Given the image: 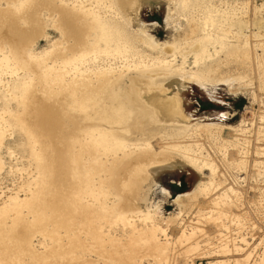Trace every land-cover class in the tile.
I'll use <instances>...</instances> for the list:
<instances>
[{
    "label": "bare ground",
    "instance_id": "bare-ground-1",
    "mask_svg": "<svg viewBox=\"0 0 264 264\" xmlns=\"http://www.w3.org/2000/svg\"><path fill=\"white\" fill-rule=\"evenodd\" d=\"M1 1L8 3L7 8H1ZM136 1L0 0V173L5 168L1 153L6 138L17 131L22 132L26 141L21 146V151L27 154V160L30 161L28 167L31 166V171L25 167L29 171L20 168L21 170H17V173L21 175L25 171L29 178L26 177L29 180L28 183L33 184L36 189L26 202L19 198V193L24 192L25 184L21 187L18 185L20 187L17 186L18 191L16 188V193L11 194L6 200L2 199L4 195L1 193L3 196L0 197V201H3L0 203V222L6 223L9 216L14 215L16 218L24 211L26 215L33 217L31 221L29 220L31 223L23 222L25 220L22 221L21 218H18L17 222L12 220L14 229L10 227L11 224L9 226L6 224L15 231L12 233L13 241H11L15 242L16 250L13 249V252L6 253L7 255L0 258L4 262L2 264H36L35 262L51 255L49 253L52 250L47 251L48 246L41 254L35 249V240L38 236L43 238L44 223L51 213L61 210L58 217L60 220L57 221L56 217L55 223H60L59 226V223L56 225L61 232L63 231L62 233L66 232L65 236L75 231L82 223V219L85 220L83 221L85 224L83 223L80 229L86 225L92 227L93 221H95L94 224L97 223L94 215H88L92 209L82 205V199L89 201L93 207L98 203L104 209L99 211L106 214L109 228L120 226L132 233L131 236L128 232L131 238L122 245L120 243L121 247L115 240L117 241L115 245L119 248L114 247L115 245L111 246L110 248H115L114 252L113 249L112 251L108 250L109 248L106 249L108 244L105 246L104 239L108 238V235H102L105 230L98 226L92 227L93 232L90 231L87 236L89 240L93 239L92 241H96L94 243L99 245L101 250L99 253H105V251L108 253L103 258L104 261L108 260L104 264H177L166 254L171 245L167 230L173 221L164 217L166 221L161 225L160 222L163 219L157 215L159 207L153 206L148 198L150 188L148 187L146 194H143L144 188L148 186L150 165L170 163L171 156L155 152L151 143L154 138L135 141L126 134L131 129L140 133L148 131V128L161 131L162 126L158 127L160 123L156 115L157 111L171 114L184 123L175 130V133L182 137L188 134L194 136L202 127L209 131L224 129L217 125L200 126L195 121L191 124L184 115L180 95L176 93L166 98L164 95L168 94V90L163 89V83L176 77L183 82L185 80L194 82L207 89L208 85H229L235 81L240 82L243 78L234 79L235 75L232 76L233 79L217 78V73L223 66L227 67L228 62L237 64L238 68L240 65H251L252 61L264 65V44H254V39L252 40V38L261 39L262 36L259 37L256 34L247 36L242 33L249 27L243 23L245 20L240 19V16L244 15L243 12L248 9L245 5L238 6L241 3H235L237 6L233 9L229 7L228 9L227 6L225 9H217L205 0H163L167 3L166 20L174 14L177 15L184 20L185 30L182 35L183 40L179 42L175 40L176 43L171 45L159 44L146 31L133 30L131 18L118 8L125 5L133 6ZM44 12L48 14L45 19L53 18L51 27L57 30L60 39L52 44L50 49L34 54V43L43 34L41 25L46 24L42 22L40 25ZM256 21L255 26L264 31V20L259 22L256 19ZM140 48L154 50L158 55L147 56L139 50ZM221 55L224 57L223 61L220 60ZM189 59L192 61V67L188 65ZM177 60L180 62L177 63ZM141 85L158 88L160 95L148 99L139 88ZM37 86L43 88V100L34 94V88ZM49 99H52L53 103H48ZM243 124L245 121H241L237 130L234 129V131L245 132V129H241ZM230 130L233 131V128ZM161 133L164 132L161 131ZM167 135L166 138L169 137ZM188 137L186 138L189 139ZM55 143H58V149L54 148ZM174 146L179 148L178 145ZM192 147H195L197 155L186 156L185 159L183 158L184 162L199 171L201 175L202 169L207 168L211 176L207 184L201 181L198 188L193 190V194L187 193L176 197L174 203L178 207V213L172 218L175 223L181 221L184 212L187 211L182 201L184 197H190L191 194L192 197L195 194L205 197L214 187L220 185L216 182V178L219 179L216 165L213 161L211 163L202 158V146L196 144ZM222 147V159L228 163L231 161L227 154L228 150L223 144ZM183 148L184 151L193 149L185 148V146ZM237 150L236 147V152ZM7 151L11 158L16 156V150L14 152L8 148ZM239 158L231 161L236 162L237 168L246 164L244 157L241 160ZM10 171L13 172V170ZM261 173L263 175V172ZM225 180L219 179L223 185L226 184ZM62 187H66L65 192L70 190L63 193ZM221 191L217 195L216 206L226 201L239 203L241 193L237 187H223ZM164 192L168 195L165 189ZM68 200H72V211H69L70 207L67 208ZM80 207L83 214L86 212L82 218H79ZM94 210L93 208L92 211ZM196 216V221L187 222V226H184L182 222L179 224L180 230L176 238L178 245L186 247L194 243L195 236L198 238L201 232H205V225H212V222L221 217L216 211L207 213L198 211ZM99 217L97 219L101 220ZM8 220L10 221L9 218ZM235 220L243 226L241 219ZM71 227L75 228L71 229ZM90 227L87 228L90 230L92 229ZM102 229L104 231L101 232ZM108 231L110 232V229ZM56 232L55 234L58 233ZM83 233L80 236L74 235L75 233L72 235L76 238L81 237ZM2 236L4 237L3 234ZM72 238L71 241L66 240L72 244L68 243V248L63 246L64 250L62 249V252L59 250L57 255L62 257L71 254L68 259L72 260L67 259L72 261L68 262L69 264H85L88 260L83 259L82 253L87 251L93 253L91 244L88 243L89 246L84 244L88 242L87 238L85 240L87 242L84 243L81 242L82 239L78 241ZM51 242L53 243L50 241V244ZM59 242L61 244V241ZM117 248L123 249H120L123 256L118 254ZM8 249L10 251V247ZM54 250L58 251V248ZM190 252L191 248H187L184 254ZM55 253L54 256H56ZM248 257L249 259L242 263H230L264 264V246L263 251L250 262V256ZM62 258L65 260L66 256ZM50 259L53 260L52 255ZM149 259H152V262ZM48 260L49 258L46 259L47 262ZM186 260H189V257H186ZM53 261L55 262V257ZM58 262L59 260L56 263ZM49 263L50 261L46 264ZM212 264L229 263L214 262Z\"/></svg>",
    "mask_w": 264,
    "mask_h": 264
},
{
    "label": "rangeland",
    "instance_id": "rangeland-1",
    "mask_svg": "<svg viewBox=\"0 0 264 264\" xmlns=\"http://www.w3.org/2000/svg\"><path fill=\"white\" fill-rule=\"evenodd\" d=\"M205 1L207 3L212 4L217 9H221V8L225 9V6H227V8L229 7L230 9H233L234 7L237 6L236 4H239V3L241 4H239L238 6L245 5V7L248 8L246 9L247 13L246 11H244L243 12L244 15L242 14L240 16V19L242 18L241 19L242 21L245 20L243 21V23L249 25L250 30L248 27L247 29L243 30L242 33H245L244 35H247V36L254 35V34L258 35L259 37L262 36L261 39L252 38V40L254 39L253 40L254 44L255 43L264 44V37H263L264 31L260 27L255 26V23L257 22L256 19L259 22L261 20L262 21L264 20V0H208V1L205 0ZM7 4H8L7 2L5 3V1H1V5H2L1 8L3 9L7 8L6 7ZM56 4L59 5V3H56ZM118 8L120 9V11L126 13L128 18H131V28L133 30L146 31V33L154 37V39L159 44L171 45L175 42V40L176 42L183 40L182 35H183V31L185 30V22L183 19L178 18V16L175 14L172 15V17L169 20H166L167 3L163 0H137L133 6L125 5L124 7L119 6ZM42 15H43V21H40V25L42 22L46 24L44 25L42 23L41 25V27H43L42 28L43 34L39 36L34 43L35 44L33 48L34 54H38L47 49H50L52 44L58 42L60 39L59 33L57 32V30L51 27L52 25L51 21L53 18L45 19L48 16V14H46L45 12ZM242 16L243 17L245 16V17L243 18ZM21 25L24 26L22 22H21ZM258 31L260 34L261 33L262 34L260 35ZM139 50L143 51L145 55L147 54V56L149 54H150L149 56L152 55L153 57L158 55L156 51L148 50L147 48L146 49L140 48ZM260 53H261L260 50H258V54L261 56ZM220 58H221L220 59L221 61L224 60V57L222 55L220 56ZM179 62L180 61L177 60V63ZM191 62L192 61L189 59L188 65L192 67ZM228 64L229 65H227V67L223 66L219 70V72L217 73V78L233 79L232 76L234 77L235 75L234 79H238V77H240V78H243L242 81L240 82L235 81V83H230L229 84L230 86L222 85V84L208 85L207 89L202 88L201 86L197 85L194 82H187L186 80L183 82L179 78H176V77L170 80H167L166 82L163 83V89L168 90L167 92L168 94L164 95L166 98L176 93L180 95V98L182 100V109H183L184 115L187 119L191 121L190 122L191 124H193L195 121V123H197L200 126H204L205 124L206 125H217L219 127H224V129H222L223 131L222 130L209 131V130L202 129L203 128L202 127L200 128L201 130L197 131V133L194 134V136H189L190 134L185 136L183 134L184 135L183 137H185L183 139L182 135H177L175 133V130H176V127H180V124L182 125L184 123L182 121L180 122V120H178L177 117H174L171 114L168 115L167 113H162V112L157 111L156 115H158L157 117L160 123L158 124V127L162 126L161 131H163L164 133H161V131L157 129L148 128V131L144 133L136 132L134 129H131L130 132L126 134L127 137L135 141L151 140L154 138L151 141V143H152V146L155 152H158V153L162 152L163 154H166V155L169 154L168 155L169 157L171 156L170 163L165 162V163H158V164L150 165L149 180L147 181L148 186L144 188L143 194L145 193L146 189L149 187L150 192H149L148 198H149V201L153 203V206L159 207L157 215L161 216L163 219L160 222L161 225H163V222L166 221L165 218H170V220L173 221L170 224V227L168 228V230L167 228H163V229L167 230L168 236H169L168 238L169 239L171 238V240H169V243L171 242L170 243L171 245L169 246V251L166 254L170 256L169 259L171 261H175L177 264H212L214 262L215 263L216 262H227L229 264H231L230 262L242 263L245 260L249 259L248 256H250V260H249L250 262L251 260H253V258H256V256L263 251V246H264V120H261V119L264 118V72H263L264 65H262L263 63L260 64L254 61H252L251 65L249 64L246 66L240 65L239 68L237 64L233 62L231 63L228 62ZM228 70H230V72H228ZM139 88L142 90L143 94H146L148 99H151L153 96L160 95L158 88H149L146 85L144 86L141 85ZM42 92H43V88L41 86H37L34 88L35 96L40 97L43 100L44 94H42ZM48 103H53V100L49 99ZM202 120L203 122H201ZM241 121H245V124H243L241 128V129H245V132H242V133L235 132L234 129L238 128ZM231 128H233V131L230 130ZM170 130L173 132V134H170L172 133ZM165 131L168 135L165 133ZM165 134L169 137L166 138ZM160 135L163 138H161ZM174 136H176V138H174ZM186 137H188L189 139L191 137L192 138L189 140ZM25 141L26 139L23 133L19 131H17L11 137L6 138L5 145L1 153L2 159L5 163V168L0 173V197L4 195L2 197L3 200H6L11 194H13L18 185L20 187L24 184L27 186L26 187L27 189L25 188V185L23 188L24 192L27 194H25L24 192L19 193L20 194L19 198L24 199L25 202L27 201L26 199H30L31 193L36 192V189L34 188L35 186L33 184L30 185V182L28 183L29 178L27 177V174H25L26 172L23 171L24 173L22 172L21 175H19L20 173H17V170H21V169L22 170L29 169L31 171V168H30L31 166L28 167L30 165V161H28L29 159L27 160L28 156L26 153L23 152V150L21 151L22 149L21 146L23 145V143H25ZM225 141H227L226 144L224 143ZM182 144L185 146V148H191V149L193 148L192 151H184V148H183L184 146ZM189 144L191 146H188ZM196 144L202 146L201 147L202 153H203L201 155L202 158L204 160H208L211 163L213 161V163L216 165L219 179L220 180L226 179L225 180L226 184L224 183L225 185H223L222 182H220L219 179L216 178L217 184L218 183L220 184L219 187H214L211 193H209L205 197L201 195H197V194H195L196 197L195 196L192 197V194L201 184V181H203L206 184L209 182L210 176H211L210 170L208 171L207 168H203L202 169L203 174L201 175L199 171H197L195 168L193 169V167L187 165L184 162V159L186 156L197 155L198 152H196V150L194 149L195 147H192V145H196ZM222 144L225 146L224 148H227L228 150L227 154L230 158L229 160L232 161L239 157H240L239 159L241 160V158L244 157L246 164H243L241 167L239 166L240 168H237L235 161L233 162L229 161L228 163H226V161L222 159V153H223V151L221 150L223 148ZM174 145H178L179 148H177L176 146L177 148L176 149ZM57 146H58V143H55L54 148H56ZM235 146L238 149L237 152H236ZM8 148L11 151H14V152L17 151V153H15L16 155L15 157L11 158L10 156H8L9 155L7 151ZM56 149H58V147ZM171 153H174V154L172 155ZM207 154H209V156ZM19 159H21V161H19ZM260 166H262L261 168L263 169L259 168ZM25 167H27L28 169ZM258 168H259L258 171L263 172V175L261 172L257 171ZM10 170H13V172ZM20 177H21V181H20ZM229 186H234V187H237V189H239L241 193L240 195L241 199L239 203L238 202L236 203L233 201H226V202H223L220 206H216V204L218 203L216 201L217 195L222 192L221 190L223 187L227 188ZM65 188L62 187L63 193H66L68 192V190H70L68 189L65 192L64 191ZM29 189H31L30 193H29ZM164 189L166 192H168V195L167 193L164 192ZM32 190H35V191L33 192ZM17 191H18V188H17ZM187 193H192L190 197H184L182 199L186 207L185 209L187 211L184 212L185 214H183L182 220L175 223V221L172 218H174V216H176V214L178 213V207L174 203V200L176 199L177 196L185 195ZM2 201H0V203H2ZM69 201L70 200H68L67 202V206H68L67 208L69 209L70 207L69 211H72V208H73L71 207L72 200L70 202ZM82 202H83L82 205L84 204V206L90 207V209L92 210L93 208L95 209L94 211L91 210L90 214H88V215H94V218H95L94 220H97V223H99V224L97 223L94 224L95 221H93L92 222L93 226H98L100 228H103L105 231L102 229L101 232L104 231L103 233L105 235L103 233L102 235L103 236L108 235V238L110 237V239L112 240L110 241V239H108L107 237L104 239L105 246L108 244L106 246V249L109 248L108 250L110 251H112L111 249H113V251L115 252L114 247L117 246L119 248L120 243L122 245L124 242H126V240L128 241V238L129 239L131 238L129 235H131L132 233L127 229L121 228L120 226L109 228V226L107 225L108 219L106 217V214L99 211L102 208L98 203L94 204V207H93V205L90 204L89 201H85L82 199ZM78 210L81 213V214L79 213L80 214L79 218H82L86 215V212H84L83 214V211H81V207ZM103 210L104 209H102V211ZM198 211L199 212L202 211V213H207L209 211L211 212L216 211L221 215V217L219 220L212 222V225H205L204 226L205 232H201L198 238L195 236V241L194 243L190 244L191 246L186 245V247H183V245H178L176 243V238L178 236L177 232L180 230L179 224L182 222L184 226H187L188 224L187 222H190L191 220L195 222L197 219L196 213ZM93 212L95 213L97 212L98 214L97 213L92 214ZM25 213H26L25 211L21 212L20 215L18 214L16 216V218L14 215L9 216L8 218L10 219V221L7 218L6 223H4L5 221L0 222V227H1L0 228L1 230L0 231V235H1L0 236L1 238L0 239V256L2 255L0 258H2L4 255H7L6 253L9 254V252H13L14 250H16L15 245H14L15 242H12L13 241L12 233L15 231L11 230L10 227L14 229L13 224L14 222H17L18 218H21L22 221L24 219L25 221L23 222L31 223L29 222V220L31 221L33 217L28 216ZM59 213H61V210L58 211L57 213L56 212L51 213V216L49 214V217L45 221L43 238L38 236L37 237L38 239L35 240V249L37 250V252L39 251V254L43 253L44 251H46L44 250V248L47 249V246H48L47 251L50 249L52 250V252L49 253V255L50 254L52 255L53 260L55 257V262L52 259H50L51 255L47 257L49 258L48 262L50 261L49 264H53V262L54 264H57L56 262L58 260L60 262V263L58 262V264H66V263L69 264L68 262H72V261H68V260H72V259H68L69 257H71V254H69L70 256L64 255L66 256L64 260V258H62L64 256L59 257L57 255V252L59 253V250H61L62 252L65 246L68 248L67 244L68 243L70 244L69 242L71 241L70 239L72 237H73L72 238L73 240L78 239L80 234L84 232L85 235L83 236L84 234L83 233L82 236L79 237L78 241L81 239H82L81 242L83 243L88 241L87 243H84V244H87L88 246L89 244H91V247L93 250V253L89 251L82 253L83 259L85 258L86 260H88L87 262H85V264H104V262H107L108 260L104 261L103 258H105V255H107L108 253L106 251L105 253L104 252L99 253L101 252L99 245L97 243H94L96 241H92L93 239H90L92 241L91 242L89 240V237L87 236V234L90 231L93 232L94 230L92 228L93 226L90 227L86 225L87 227L92 228L90 230L86 226L81 227L83 229L85 228L88 232H86V230L80 229L79 227L85 222V220L82 219V223L79 225V227L76 228L77 231L76 230L72 231L70 232V234L67 233L70 236L69 238L67 234L65 236L66 232L65 233H62L63 231L61 232L60 228L58 227L60 223L57 222L59 223L58 226L56 225L57 223H55L56 222L55 219L59 217ZM11 217L12 218L14 217V218L12 219ZM98 217L101 218V220L100 219L98 220L97 219ZM237 218L241 219V222H243L242 223L243 226H240L239 223H236L235 219ZM12 220H14V222H12ZM50 220H51V223H50ZM59 220L60 218L57 219V221ZM80 220L81 219H79V222H81ZM158 221H160V219H158ZM6 224L8 226L10 224L11 225L10 227H8ZM18 224L19 223H17V227H18ZM70 224H72V222H70ZM4 227L5 229L9 228L8 230H6V232H4L5 234L2 232V231H5ZM55 228H57V230ZM73 228L75 227H71V229ZM54 229L55 231L58 232V233L56 232L57 234H55ZM107 229L108 230L110 229V232ZM128 232H130L129 235H128ZM2 234L4 235V237L2 236ZM6 234L8 235V237H6L7 236ZM10 234L12 235L9 236ZM72 234L74 235L79 234V236L74 238ZM59 236L61 237L63 236L62 237L63 240ZM57 237L58 239H56ZM53 238L57 242L61 241L62 245L60 244V242L59 243L55 242ZM86 238H87V241H85ZM2 239L5 241V243L4 241H2ZM43 239L45 242L43 241ZM107 239L110 241V243ZM66 240H69V241L66 242ZM115 240H117L118 242ZM50 241H53V243L51 242L52 244H50ZM116 242L117 244L119 243V246L115 245ZM4 244H6L5 247H4ZM54 245H56V247ZM8 246L10 247V251L8 249L9 248ZM59 246L61 249L59 248ZM111 246H114V247L110 248ZM6 247H7V250H6ZM57 248H58V251L54 250ZM187 248H191V252L188 254H184ZM120 249H118L117 252L118 254L123 256V254L121 253V250L123 249L121 250ZM119 250H120V253H119ZM3 251L5 253H3ZM222 251H225L226 253ZM54 253L56 254V256H54ZM89 255L90 256L92 255V256L90 257ZM85 256H87L88 258ZM186 257H189V260H186ZM46 259L44 260L46 261ZM44 260H39L38 261L39 263L38 262H35V263L36 264L48 263L47 261L45 262ZM149 261L152 262V259H149ZM2 263L4 262L0 259V264Z\"/></svg>",
    "mask_w": 264,
    "mask_h": 264
}]
</instances>
